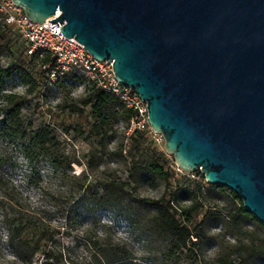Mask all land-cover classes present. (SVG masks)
Returning <instances> with one entry per match:
<instances>
[{"label": "water", "instance_id": "95a60500", "mask_svg": "<svg viewBox=\"0 0 264 264\" xmlns=\"http://www.w3.org/2000/svg\"><path fill=\"white\" fill-rule=\"evenodd\" d=\"M14 2L35 22L59 12L50 22L141 95L175 163L264 225V0Z\"/></svg>", "mask_w": 264, "mask_h": 264}, {"label": "rangeland", "instance_id": "374dc122", "mask_svg": "<svg viewBox=\"0 0 264 264\" xmlns=\"http://www.w3.org/2000/svg\"><path fill=\"white\" fill-rule=\"evenodd\" d=\"M13 37L17 39V46L11 44L9 38H0V63L6 67L15 62L17 47L26 48L25 41L16 31H13ZM28 74L29 84L18 77L8 84L7 89L26 97L25 115L34 126L50 124L59 143L51 156L33 148L28 158L22 142L0 138V264H43L44 259L43 253H39L32 262H24L9 246L10 230L4 224V213L10 205L15 218L55 232L52 247L60 257L55 264H99V256L93 248L97 236L126 243L135 255L131 264H210L222 251L235 247L237 241L233 236L226 234L222 224L215 223L210 230V239L202 250H198L197 258H191L185 252L168 260L164 256L168 239L150 228L153 210L136 206L131 212H125L98 205L95 196L101 181L110 177H128L130 158L125 157L129 151L128 139L125 140V156L115 154L123 141L127 124L121 122L117 126L118 132L110 141L108 150L101 152L100 164L89 168L93 142L76 129H86L88 119L72 109L82 107L80 100L90 83L69 79L59 89L45 81L40 67L28 68ZM153 138L157 146L165 150L164 137L157 134ZM168 156V169H176L174 157ZM189 176L178 175L169 181L145 185L139 193L144 197L162 199L171 193L174 185L204 181L205 177L200 170ZM230 195L227 192L225 198L229 205L235 199ZM245 235L249 240L254 238L264 242V225L259 220L250 219ZM255 264H264V261Z\"/></svg>", "mask_w": 264, "mask_h": 264}, {"label": "trees", "instance_id": "16d2710c", "mask_svg": "<svg viewBox=\"0 0 264 264\" xmlns=\"http://www.w3.org/2000/svg\"><path fill=\"white\" fill-rule=\"evenodd\" d=\"M12 30L21 37L16 29L4 20L0 21L2 31L0 38H9V42L17 46V39L13 37ZM17 51L14 63L7 67L0 63V138L22 142L24 154L28 158L31 157L33 148L51 156L53 148L59 143L57 134L50 124L34 126L24 113L26 97L8 90L7 87L18 77L29 84L28 68L40 67L47 81V72L54 66L55 61L48 53L37 52L30 55L27 44L25 49L17 47ZM69 79L75 82L86 81L83 77L70 74L53 85L61 89ZM80 103L82 107L75 106L72 111L88 119L86 129L84 127L76 129L86 136L87 140L93 142V148L89 153V168H95L100 164L101 156L108 150L110 141L118 132L117 126L121 122L127 124L123 141L118 145L115 154L125 156V140L128 139L129 151L125 156L127 159L130 158L128 177L126 179L110 177L101 181L100 189L95 196L98 205L114 211L121 209L131 212L136 206L153 210L150 228L155 234L168 239L164 251V256L168 260L178 258L185 252L191 258H197L198 250H202L210 239L212 225L218 223L223 225L226 234H231L237 243L232 250L222 251L210 264H255L264 261V242L254 238L249 240L245 235L248 221L258 219L245 209L242 199L235 192L217 185L206 187L204 177V181L174 185L171 193L162 199L142 196L139 190L145 185L169 181L178 175L190 178L189 173L185 175L178 173L176 169H168L169 156L164 149L161 150L157 146L152 135L143 131L127 135L135 111L126 107L118 96L89 84ZM88 108L89 112L86 111ZM173 164L176 165L175 162ZM227 192L231 194L230 196H235L231 205L225 202ZM12 209V205L7 207L4 224L10 230L9 246L18 259L30 263L37 254L43 253V264L58 262L60 257L52 247L55 232L15 218L12 216ZM93 248L99 256V264H131L135 259L133 251L126 243L116 242L108 237L97 236L93 241Z\"/></svg>", "mask_w": 264, "mask_h": 264}, {"label": "built area", "instance_id": "2783aa9c", "mask_svg": "<svg viewBox=\"0 0 264 264\" xmlns=\"http://www.w3.org/2000/svg\"><path fill=\"white\" fill-rule=\"evenodd\" d=\"M59 14L58 12L43 23L35 22L29 19L14 0H0V21L4 20L19 32L27 44L28 53L30 55L37 52L48 53L55 61L46 75L49 84L52 85L70 74L83 77L96 88L118 96L126 107L135 111V116L128 126L129 135L135 131L157 135L149 124L148 105L141 95L133 88L118 82L112 62L96 59L76 38L67 37L61 31L63 24L60 21L59 26L58 22H50V19L59 17ZM54 24L55 27L52 28ZM176 170L180 174L188 173L177 164Z\"/></svg>", "mask_w": 264, "mask_h": 264}]
</instances>
